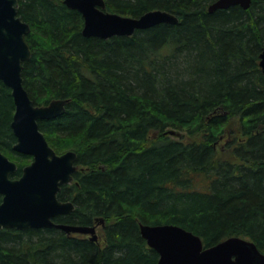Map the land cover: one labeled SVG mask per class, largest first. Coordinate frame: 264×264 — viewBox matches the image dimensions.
Returning a JSON list of instances; mask_svg holds the SVG:
<instances>
[{
    "label": "trees",
    "instance_id": "obj_1",
    "mask_svg": "<svg viewBox=\"0 0 264 264\" xmlns=\"http://www.w3.org/2000/svg\"><path fill=\"white\" fill-rule=\"evenodd\" d=\"M17 1L30 26L24 89L36 106L67 101L39 130L56 154L76 153L73 181L58 193L74 210L55 221L104 224L96 242L1 229V264H157L140 224L179 226L204 247L241 237L264 254V0L213 13L216 0H105L122 16L178 18L106 40L84 37L81 14L63 0ZM10 93L0 81V150L17 178L30 157L13 150Z\"/></svg>",
    "mask_w": 264,
    "mask_h": 264
},
{
    "label": "water",
    "instance_id": "obj_2",
    "mask_svg": "<svg viewBox=\"0 0 264 264\" xmlns=\"http://www.w3.org/2000/svg\"><path fill=\"white\" fill-rule=\"evenodd\" d=\"M63 4L81 14L82 35L109 39L132 36L159 24L176 25L178 18L164 10H151L139 17L122 16L105 10V0H63ZM251 0H216L208 7L216 10L239 6L246 10ZM17 0H0V81L10 90L14 112L10 129L16 139L13 150L32 158L22 169L19 179L10 176L17 166L0 151V230L55 228L66 234L88 235L98 240L96 228L103 225L100 219L93 226L55 224L57 215L74 210L72 202H60L57 193L61 185L69 184L76 171V153L68 151L57 155L38 121L50 120L65 112L66 100H53L36 106L23 86V63L31 56L25 41L30 32L28 23L17 16ZM259 68L264 74V50L259 55ZM139 232L147 246L158 254L157 264H264V254L245 238L229 237L222 242L204 247L193 233L172 224L140 225ZM1 264V262H0Z\"/></svg>",
    "mask_w": 264,
    "mask_h": 264
},
{
    "label": "rangeland",
    "instance_id": "obj_3",
    "mask_svg": "<svg viewBox=\"0 0 264 264\" xmlns=\"http://www.w3.org/2000/svg\"><path fill=\"white\" fill-rule=\"evenodd\" d=\"M169 136L171 137V138H175V139H181V138H186L187 137V135H186V133L185 132H183V131H175V130H171V129H169ZM72 144H74V143H72ZM72 144H70V146L72 145ZM69 146V147H70ZM30 161L31 160H29V162H28V164L30 163ZM15 162V161H14ZM17 163V162H16ZM19 163V162H18ZM101 233H102V228L101 227H98L97 229H96V234L98 235V239L99 240H101Z\"/></svg>",
    "mask_w": 264,
    "mask_h": 264
},
{
    "label": "flooded vegetation",
    "instance_id": "obj_4",
    "mask_svg": "<svg viewBox=\"0 0 264 264\" xmlns=\"http://www.w3.org/2000/svg\"><path fill=\"white\" fill-rule=\"evenodd\" d=\"M18 154H20V153H18ZM30 160H31V158H30ZM14 162V161H13ZM16 163V162H15ZM16 165H17V169H18V164L16 163ZM20 178V175L16 178V179H19ZM71 184V182L69 183V184H65V185H61L60 186V190H61V188L63 187V186H66V185H70ZM60 190H59V192H60ZM58 192V193H59ZM58 193H57V199L59 200V198H58ZM60 202H69V201H62V200H59ZM71 213V212H70ZM67 214H69V213H66V214H61V215H57V216H55L54 218H52V221L55 223V224H59V223H57L55 220H56V218L57 217H59V216H63V215H67ZM65 225V224H64ZM51 229H55V228H51Z\"/></svg>",
    "mask_w": 264,
    "mask_h": 264
},
{
    "label": "bare ground",
    "instance_id": "obj_5",
    "mask_svg": "<svg viewBox=\"0 0 264 264\" xmlns=\"http://www.w3.org/2000/svg\"><path fill=\"white\" fill-rule=\"evenodd\" d=\"M141 225V224H140ZM142 225H145V224H142Z\"/></svg>",
    "mask_w": 264,
    "mask_h": 264
}]
</instances>
